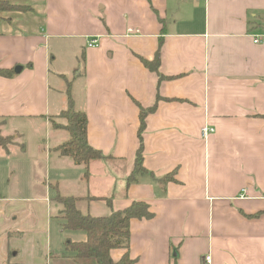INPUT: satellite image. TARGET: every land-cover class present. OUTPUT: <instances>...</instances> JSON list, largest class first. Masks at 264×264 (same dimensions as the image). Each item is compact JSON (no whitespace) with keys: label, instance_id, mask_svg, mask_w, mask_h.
<instances>
[{"label":"crops","instance_id":"obj_1","mask_svg":"<svg viewBox=\"0 0 264 264\" xmlns=\"http://www.w3.org/2000/svg\"><path fill=\"white\" fill-rule=\"evenodd\" d=\"M3 1L27 8L0 11V69L13 71L0 75V131L13 139L0 147V264H95L64 251L86 234L52 225L55 187L91 216L149 205L151 218L130 221L131 264H264V0ZM157 50L161 78L140 59ZM69 73L87 141L109 156L87 177L57 150ZM139 105L152 109L132 178Z\"/></svg>","mask_w":264,"mask_h":264},{"label":"trees","instance_id":"obj_2","mask_svg":"<svg viewBox=\"0 0 264 264\" xmlns=\"http://www.w3.org/2000/svg\"><path fill=\"white\" fill-rule=\"evenodd\" d=\"M26 6L9 4L0 0L1 10H26ZM148 69L158 73L159 51L155 52L152 60L140 58ZM13 74L12 70L0 69L1 76ZM65 94L67 96V107L61 112V117L65 119L63 125L54 123L55 128H63L68 133V139L57 146V150L63 156L70 157L75 164H84V177L88 176V165L95 160L109 158L100 150L93 148L87 141V118L84 111L74 108L73 99L70 93V83L66 81ZM152 108H143L139 105V126L137 136L139 145L137 147L134 167L130 177L145 171L142 165V137L141 132L144 128V117L147 111ZM1 123V121H0ZM11 136H4L0 131V147L6 149L12 142ZM169 175H163L160 180H165ZM172 178V177H171ZM130 180V178H129ZM53 198L61 203L62 209L56 216L60 220L59 228L61 232L82 230L86 234L84 241L64 240V251L68 256L76 261L95 264H131L134 259L129 255L130 221L134 218H151L153 212L145 201L134 200L127 207L111 210L108 215L91 216L83 214L76 206V198L61 195L57 188H54ZM109 202V199L105 197ZM259 212L252 216L258 215ZM122 248L125 252L117 261L110 257V250Z\"/></svg>","mask_w":264,"mask_h":264},{"label":"rangeland","instance_id":"obj_3","mask_svg":"<svg viewBox=\"0 0 264 264\" xmlns=\"http://www.w3.org/2000/svg\"><path fill=\"white\" fill-rule=\"evenodd\" d=\"M57 48V47H56ZM61 50L60 51H58V54H57V56H56V59H57V64L62 68V70H63V72H67L68 71V66H69V61H71V60H73L74 58H73V56H72V53L70 52V50H68V48H60ZM76 59V58H75ZM78 63H79V61H77V64H76V62L75 63H73V65L70 67V68H75V67H77V66H79L78 65ZM80 64V63H79ZM65 74H67V73H65ZM75 75V73H69V75L68 76H65V82L67 81V82H69V80H70V78H71V76L72 75ZM66 84V83H65ZM64 84V85H65ZM78 87H79V85H77ZM74 108L75 109H77V106L74 104ZM63 111V110H62ZM61 111V112H62ZM60 117H61V114L59 115ZM62 118V117H61ZM61 122H65V119L64 118H62V120H61ZM53 195H54V193H53ZM58 222H60V220L58 219V218H56V219H54L53 218V220H52V225H54V228L56 229V223H57V221ZM57 229H58V227H57ZM56 233H57V230H56Z\"/></svg>","mask_w":264,"mask_h":264},{"label":"built area","instance_id":"obj_4","mask_svg":"<svg viewBox=\"0 0 264 264\" xmlns=\"http://www.w3.org/2000/svg\"><path fill=\"white\" fill-rule=\"evenodd\" d=\"M260 41H261V38L258 37V36H256V37L253 38V42H254V43H258V42H260ZM97 45H98V39H97L96 37L90 38V39L87 41V46H88V47H95V46H97ZM212 131H213V128H212V127L204 126V127L201 128V135H202V137H206L207 134H208L209 132H212ZM209 260H210V256L207 255V256L205 257V261H206V262H209Z\"/></svg>","mask_w":264,"mask_h":264},{"label":"water","instance_id":"obj_5","mask_svg":"<svg viewBox=\"0 0 264 264\" xmlns=\"http://www.w3.org/2000/svg\"><path fill=\"white\" fill-rule=\"evenodd\" d=\"M16 71H18L19 70V67H16V69H15Z\"/></svg>","mask_w":264,"mask_h":264}]
</instances>
